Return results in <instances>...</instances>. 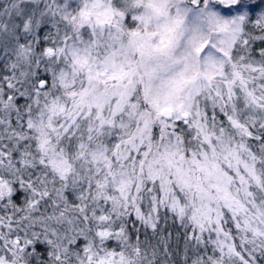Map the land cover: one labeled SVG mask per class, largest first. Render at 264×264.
<instances>
[{
	"label": "snow or ice",
	"instance_id": "obj_1",
	"mask_svg": "<svg viewBox=\"0 0 264 264\" xmlns=\"http://www.w3.org/2000/svg\"><path fill=\"white\" fill-rule=\"evenodd\" d=\"M0 264H264V0H0Z\"/></svg>",
	"mask_w": 264,
	"mask_h": 264
}]
</instances>
